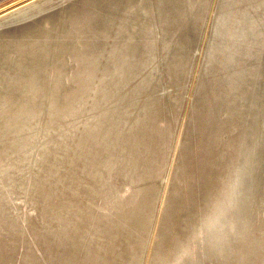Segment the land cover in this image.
<instances>
[{"label": "rangeland", "instance_id": "obj_1", "mask_svg": "<svg viewBox=\"0 0 264 264\" xmlns=\"http://www.w3.org/2000/svg\"><path fill=\"white\" fill-rule=\"evenodd\" d=\"M39 5L0 16V264H264V0Z\"/></svg>", "mask_w": 264, "mask_h": 264}, {"label": "bare ground", "instance_id": "obj_2", "mask_svg": "<svg viewBox=\"0 0 264 264\" xmlns=\"http://www.w3.org/2000/svg\"><path fill=\"white\" fill-rule=\"evenodd\" d=\"M41 2V0L40 1H38V3H32L31 5H27V6H24L23 8H21V9H17L15 6H12V7H9V8H6V9H3L2 11H0V16H4V15H7V14H10V13H13L14 12V16H16V15H21V14H23L24 13V11L26 10V9H28L27 7H33V6H35V5H39V3ZM15 7V8H14ZM39 7H40V5H39ZM38 8V7H37ZM10 12V13H9ZM249 142V141H248Z\"/></svg>", "mask_w": 264, "mask_h": 264}, {"label": "water", "instance_id": "obj_3", "mask_svg": "<svg viewBox=\"0 0 264 264\" xmlns=\"http://www.w3.org/2000/svg\"><path fill=\"white\" fill-rule=\"evenodd\" d=\"M27 10V9H26ZM24 14V13H23Z\"/></svg>", "mask_w": 264, "mask_h": 264}]
</instances>
